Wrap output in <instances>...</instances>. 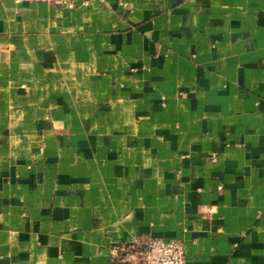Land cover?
<instances>
[{
	"label": "crops",
	"instance_id": "obj_1",
	"mask_svg": "<svg viewBox=\"0 0 264 264\" xmlns=\"http://www.w3.org/2000/svg\"><path fill=\"white\" fill-rule=\"evenodd\" d=\"M154 238L264 264V0H0V264Z\"/></svg>",
	"mask_w": 264,
	"mask_h": 264
},
{
	"label": "built area",
	"instance_id": "obj_2",
	"mask_svg": "<svg viewBox=\"0 0 264 264\" xmlns=\"http://www.w3.org/2000/svg\"><path fill=\"white\" fill-rule=\"evenodd\" d=\"M46 2L60 7L73 9L76 0H19ZM135 247L134 244L128 245ZM141 264H187L184 244L175 239L154 238L142 252Z\"/></svg>",
	"mask_w": 264,
	"mask_h": 264
}]
</instances>
